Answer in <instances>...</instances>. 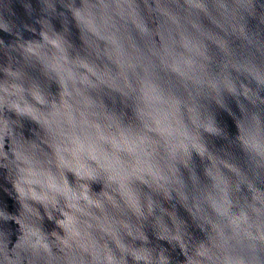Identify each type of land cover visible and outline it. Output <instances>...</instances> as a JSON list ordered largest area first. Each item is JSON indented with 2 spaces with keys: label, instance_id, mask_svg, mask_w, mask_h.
I'll list each match as a JSON object with an SVG mask.
<instances>
[{
  "label": "clouds",
  "instance_id": "clouds-1",
  "mask_svg": "<svg viewBox=\"0 0 264 264\" xmlns=\"http://www.w3.org/2000/svg\"><path fill=\"white\" fill-rule=\"evenodd\" d=\"M0 264H264V0H0Z\"/></svg>",
  "mask_w": 264,
  "mask_h": 264
}]
</instances>
